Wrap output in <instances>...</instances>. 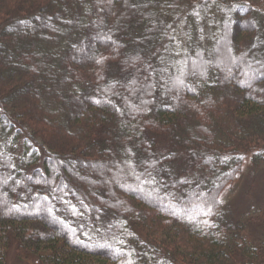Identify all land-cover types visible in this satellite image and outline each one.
<instances>
[{"label":"trees","instance_id":"16d2710c","mask_svg":"<svg viewBox=\"0 0 264 264\" xmlns=\"http://www.w3.org/2000/svg\"><path fill=\"white\" fill-rule=\"evenodd\" d=\"M248 156L264 0H0V264H264Z\"/></svg>","mask_w":264,"mask_h":264},{"label":"rangeland","instance_id":"374dc122","mask_svg":"<svg viewBox=\"0 0 264 264\" xmlns=\"http://www.w3.org/2000/svg\"><path fill=\"white\" fill-rule=\"evenodd\" d=\"M228 42L227 47H230ZM203 126H208L204 125ZM230 204L234 212L247 211L249 209L262 208L264 206V164H254L250 157H246L242 172L237 182L223 191L221 194ZM259 230L264 235V219ZM258 230V231H259ZM7 264H23L13 257L12 251L8 253Z\"/></svg>","mask_w":264,"mask_h":264}]
</instances>
